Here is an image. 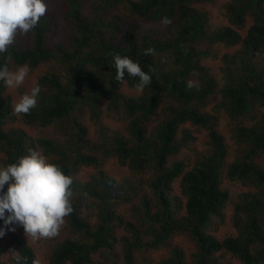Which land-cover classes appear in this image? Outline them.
<instances>
[{
	"label": "trees",
	"instance_id": "1",
	"mask_svg": "<svg viewBox=\"0 0 264 264\" xmlns=\"http://www.w3.org/2000/svg\"><path fill=\"white\" fill-rule=\"evenodd\" d=\"M206 1L61 0L70 32L60 43L46 38L55 21L47 10L0 54L9 70L48 65L36 107L19 117L0 81V167L32 149L72 179V212L45 260L7 231L15 253L4 258L0 238V264L16 255L26 264H138L159 250L167 254L156 264H264V0H229L223 24L196 6ZM138 20L162 25L142 32ZM117 54L138 61L151 84L117 80ZM17 120L55 135L28 136L10 125ZM108 159L124 175L107 172ZM226 223L234 232L220 238Z\"/></svg>",
	"mask_w": 264,
	"mask_h": 264
},
{
	"label": "clouds",
	"instance_id": "2",
	"mask_svg": "<svg viewBox=\"0 0 264 264\" xmlns=\"http://www.w3.org/2000/svg\"><path fill=\"white\" fill-rule=\"evenodd\" d=\"M47 10L46 0H0V54L7 52L17 34L27 35L35 29ZM162 23L169 21L164 18ZM153 51L149 48L145 55ZM113 59L117 80L123 81L127 74L138 78L141 90L151 84V75L142 70L138 61L119 54ZM28 72L27 65L14 72L0 65V81L8 88H17ZM188 87H193L191 82ZM40 91V86L36 85L23 94L14 105V113H29L36 107ZM71 184V177L58 165L32 149L15 163L0 167V238L7 231H15L17 225L23 227L26 236L55 237L64 218L72 212ZM15 262L26 264L19 255L15 256Z\"/></svg>",
	"mask_w": 264,
	"mask_h": 264
},
{
	"label": "rangeland",
	"instance_id": "3",
	"mask_svg": "<svg viewBox=\"0 0 264 264\" xmlns=\"http://www.w3.org/2000/svg\"><path fill=\"white\" fill-rule=\"evenodd\" d=\"M90 1H92V0H84L85 4H87ZM228 1L229 0H212V1H206L204 3H202V2L196 3V6L200 9L206 10L207 13L209 14V16L212 17L214 24H223L224 23V17L222 16V13H221L222 7ZM46 3H47V9L49 11L54 12V14H55L53 31L51 33L47 34L46 38L50 42L60 43L63 39V36L70 32V28L68 25H66L65 21L62 18L61 12H60L61 0H46ZM137 22L139 23V26H140V29L142 32L147 30V29H150V28L159 29L162 25L158 21H141V20H138ZM224 51H226V50L225 49L221 50V52H224ZM211 65L213 66L212 68H213L214 72H216L215 70L218 69L219 62L215 60L214 62H211ZM47 69H48V65L42 64L38 68H36L35 70L28 72L27 76L25 77L24 82L19 87H17V88H8L7 87L6 94L11 99L13 111H14L15 103H17L19 101L20 97L23 94L30 92L31 88H33L37 84L39 77L42 74H44ZM16 70L17 69H10V71H13V72ZM19 116L20 115H17V117H19ZM81 121L90 123L87 114H85V118H81ZM110 122L114 125H117L116 123H114L113 120H111ZM10 125L22 127V129L27 132L26 135H28V136L29 135L43 134L46 136H52L53 135V137H54V135H55L54 131H52L50 129H41V128H33V127L31 128L30 126L23 124L20 120H17L15 122L11 123ZM221 125H222L221 127L224 128V125L223 124H221ZM204 138H205L204 132L198 136V145L199 146L201 144H203ZM1 158H2V156L0 154V159ZM104 168L107 172H111V174H113L117 177L124 175V173L122 172L123 169L120 167L118 168L117 164L112 159L106 160ZM90 171H92V169H85L83 172H81V176H85ZM225 185L228 186L230 192H233V193L239 192L242 189V186L236 185L233 183L226 182ZM231 209H232V206H230V208L228 210V215H227L228 217H230ZM64 220H65V218H64ZM15 228H16V230L13 232L20 234L26 238V240L34 248L35 253H36V257L39 261L45 260L46 254L48 253L51 246H53V244L56 243V241L58 239H60L61 236L63 235V231L61 232L62 226H61V228L57 234L59 236L57 239H56L57 235L55 237H49V238H44V237L33 238L31 236H26L22 226L17 225V226H15ZM233 232L234 231H233V228L231 227V225L229 223H226L225 225L221 226L220 229L218 231H216L215 234L217 236H219L220 238H223L226 234L233 233ZM10 240H11V238L8 235H6L3 239V243H2L3 245L2 246H3V249L5 251L4 258L15 253L14 245ZM183 240L184 239L178 238V239H176V242L178 244H180L181 247H184L185 249L189 250L190 245L188 243L184 242ZM166 254H167L166 250H159V251L151 254L152 255L151 256V258H152L151 262H146L144 260L145 256L140 255L141 262H139L138 264H156V260L161 259L162 257L166 256ZM229 262H231L232 264H241L240 262H238L234 259H232Z\"/></svg>",
	"mask_w": 264,
	"mask_h": 264
}]
</instances>
